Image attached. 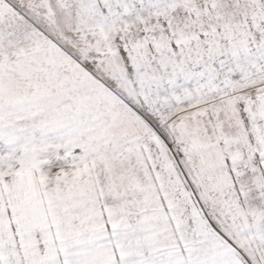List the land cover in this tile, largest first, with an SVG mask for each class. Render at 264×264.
<instances>
[{
    "label": "snow or ice",
    "instance_id": "1",
    "mask_svg": "<svg viewBox=\"0 0 264 264\" xmlns=\"http://www.w3.org/2000/svg\"><path fill=\"white\" fill-rule=\"evenodd\" d=\"M0 264H264V0H0Z\"/></svg>",
    "mask_w": 264,
    "mask_h": 264
}]
</instances>
